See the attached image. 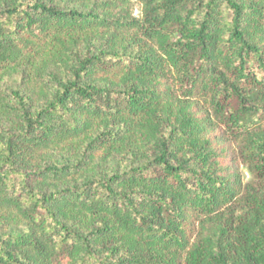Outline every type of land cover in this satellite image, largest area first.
<instances>
[{"label": "trees", "instance_id": "1", "mask_svg": "<svg viewBox=\"0 0 264 264\" xmlns=\"http://www.w3.org/2000/svg\"><path fill=\"white\" fill-rule=\"evenodd\" d=\"M13 73L0 264H264V0H0Z\"/></svg>", "mask_w": 264, "mask_h": 264}, {"label": "rangeland", "instance_id": "2", "mask_svg": "<svg viewBox=\"0 0 264 264\" xmlns=\"http://www.w3.org/2000/svg\"><path fill=\"white\" fill-rule=\"evenodd\" d=\"M132 15L141 20V6L138 2L133 3L132 8ZM19 75L18 73H13L10 75V77H0V87H8L13 86L16 83V86H21L20 81L17 80L16 82L13 80V78ZM25 78V79H24ZM24 83H28V86H32L35 84V81L23 77V86ZM27 86V87H28ZM223 130L224 128L222 126H217L214 129V132H217L218 130ZM225 144H227V147L232 151H237V143L231 138V136H227L225 138ZM237 166L240 173L241 183L243 186V192L248 189L249 191H254L255 193L258 192H264V181L258 180L257 178L253 177V175L247 170V168L239 161L237 160ZM232 210H235V214H238L241 212V207L239 205H234V208ZM260 232H264V230H261Z\"/></svg>", "mask_w": 264, "mask_h": 264}]
</instances>
